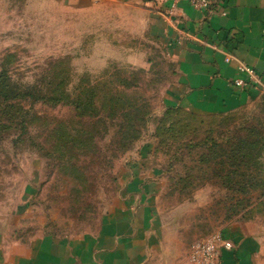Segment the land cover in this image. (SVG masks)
Returning <instances> with one entry per match:
<instances>
[{"label": "rangeland", "instance_id": "1", "mask_svg": "<svg viewBox=\"0 0 264 264\" xmlns=\"http://www.w3.org/2000/svg\"><path fill=\"white\" fill-rule=\"evenodd\" d=\"M130 14L107 0H0L3 239L94 234L142 147L162 173L161 209L192 210L194 244L264 214V92L220 117L168 107L174 63ZM249 137L257 157L235 162Z\"/></svg>", "mask_w": 264, "mask_h": 264}, {"label": "crops", "instance_id": "2", "mask_svg": "<svg viewBox=\"0 0 264 264\" xmlns=\"http://www.w3.org/2000/svg\"><path fill=\"white\" fill-rule=\"evenodd\" d=\"M219 1L226 16L206 15L187 0L173 16H167L165 0H107L128 8L131 14L123 21L132 23L133 31L137 26L138 36L157 44L174 63L167 106L200 118L243 110L261 95L254 87L234 85L244 76L237 62H227L230 56L264 80V0ZM138 151L126 173L121 205L103 216L94 234L82 239L45 235L30 244L0 237V264H191L192 210L186 204L161 209L162 173L150 148ZM220 233L233 248L223 250L217 264H264V214L230 223Z\"/></svg>", "mask_w": 264, "mask_h": 264}, {"label": "built area", "instance_id": "3", "mask_svg": "<svg viewBox=\"0 0 264 264\" xmlns=\"http://www.w3.org/2000/svg\"><path fill=\"white\" fill-rule=\"evenodd\" d=\"M182 0H165L169 3L167 16H173ZM189 4L198 11L206 15L219 14L226 16V10L221 6L219 0H187ZM181 41V40H180ZM227 62L233 60L238 64V72L241 78L234 81V85L240 89L249 87L256 88L259 92H264V80L253 72L246 64L242 63L235 56L226 59ZM233 248L229 241H226L221 233H217L205 240L197 241L189 254L191 264H217L223 250Z\"/></svg>", "mask_w": 264, "mask_h": 264}, {"label": "trees", "instance_id": "4", "mask_svg": "<svg viewBox=\"0 0 264 264\" xmlns=\"http://www.w3.org/2000/svg\"><path fill=\"white\" fill-rule=\"evenodd\" d=\"M74 105V104H73ZM76 105V106H75ZM74 106L76 107V109L78 110V111H81L82 110V108H81V106H80V104H75ZM179 110V109H178ZM191 115H193V114H191ZM193 116H195V115H193ZM133 129H135V127L134 128H132V130ZM134 133H136V135H138L139 134V132H137V131H135ZM134 137V138H133ZM132 139H136L135 138V136H132L131 137ZM133 140V141H134ZM132 141V140H131ZM258 145V141L257 140H252V137H249V138H245V139H242L241 141H239V143L238 144H233L232 145V147H233V149H232V151L230 152V155L233 157V160L236 162V159L238 158V157H243L244 155H246L247 156V160H252L253 158H255V155H256V153L254 154V151H255V146H257ZM235 147V148H234ZM256 157H257V155H256ZM243 159H245V158H243ZM247 164H245V162L243 163V166H246ZM231 167H234V165H231ZM237 168V167H236ZM231 173H233V174H236V172H231Z\"/></svg>", "mask_w": 264, "mask_h": 264}]
</instances>
